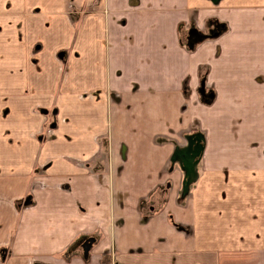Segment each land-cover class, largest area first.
<instances>
[{
    "label": "crops",
    "instance_id": "crops-1",
    "mask_svg": "<svg viewBox=\"0 0 264 264\" xmlns=\"http://www.w3.org/2000/svg\"><path fill=\"white\" fill-rule=\"evenodd\" d=\"M0 264H264V0H0Z\"/></svg>",
    "mask_w": 264,
    "mask_h": 264
},
{
    "label": "water",
    "instance_id": "water-1",
    "mask_svg": "<svg viewBox=\"0 0 264 264\" xmlns=\"http://www.w3.org/2000/svg\"><path fill=\"white\" fill-rule=\"evenodd\" d=\"M191 145H192V143H190L189 149L186 152V155L190 154L189 156L188 155L186 156V161L187 162H189V160L191 159L192 154H193V160H194L195 157L199 156V153H200V150H201V146H200V144L198 143L197 140H196L195 144L193 143V145L192 146Z\"/></svg>",
    "mask_w": 264,
    "mask_h": 264
},
{
    "label": "trees",
    "instance_id": "trees-1",
    "mask_svg": "<svg viewBox=\"0 0 264 264\" xmlns=\"http://www.w3.org/2000/svg\"><path fill=\"white\" fill-rule=\"evenodd\" d=\"M104 263V262H103Z\"/></svg>",
    "mask_w": 264,
    "mask_h": 264
}]
</instances>
